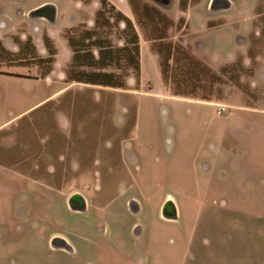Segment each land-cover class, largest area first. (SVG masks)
I'll use <instances>...</instances> for the list:
<instances>
[{
	"label": "rangeland",
	"instance_id": "374dc122",
	"mask_svg": "<svg viewBox=\"0 0 264 264\" xmlns=\"http://www.w3.org/2000/svg\"><path fill=\"white\" fill-rule=\"evenodd\" d=\"M109 1L140 39L124 89L66 81L99 0H0L5 47L37 50L0 69V264H264V0Z\"/></svg>",
	"mask_w": 264,
	"mask_h": 264
},
{
	"label": "trees",
	"instance_id": "16d2710c",
	"mask_svg": "<svg viewBox=\"0 0 264 264\" xmlns=\"http://www.w3.org/2000/svg\"><path fill=\"white\" fill-rule=\"evenodd\" d=\"M101 8L97 11L94 20V27L87 28L79 26L76 28H68L65 30L67 40L69 42L72 59L65 72L66 81L68 83L80 82L87 84H94L103 87L112 88H126L127 78L133 72L137 82L141 74L140 61V39L139 35L133 25L132 20L119 10L109 0H99ZM162 3H167L169 0H159ZM187 2V1H186ZM180 0L181 8H187V3ZM185 3V4H184ZM131 7L134 13L138 16L140 9L144 14H149L151 10H158L149 6L141 0H131ZM157 14L168 18L160 10ZM152 14H149V16ZM172 21H170L171 23ZM116 26L119 28L120 40H123V45H115L112 36L108 32V28ZM123 26V27H122ZM46 46L49 49V57L43 58L34 56L42 67L41 76H46L52 68L56 50L52 41L45 38ZM20 52L14 53L8 50L3 42L0 40V69L4 66H15L22 53L31 51L37 54V50L31 39L25 42H20ZM167 53H161L162 60V74L165 82H168L170 74V60L172 58V45L168 47ZM185 55V53H184ZM242 67L240 62L233 65L223 67V74L230 69L240 70ZM3 74H10L2 72ZM19 76V75H18ZM177 83L174 89L175 96H186L188 93L183 89L184 84ZM207 98V97H205ZM209 99V98H208ZM175 214L174 212L172 213Z\"/></svg>",
	"mask_w": 264,
	"mask_h": 264
},
{
	"label": "water",
	"instance_id": "95a60500",
	"mask_svg": "<svg viewBox=\"0 0 264 264\" xmlns=\"http://www.w3.org/2000/svg\"><path fill=\"white\" fill-rule=\"evenodd\" d=\"M168 205H169V203H167V205L165 206V209H164L165 216L168 218H176V216H177L176 210L171 209L168 211ZM74 209H77V208H74ZM173 212L175 213L174 215L172 214Z\"/></svg>",
	"mask_w": 264,
	"mask_h": 264
},
{
	"label": "crops",
	"instance_id": "0c3cea01",
	"mask_svg": "<svg viewBox=\"0 0 264 264\" xmlns=\"http://www.w3.org/2000/svg\"><path fill=\"white\" fill-rule=\"evenodd\" d=\"M44 3H46V2H43V3L39 4V5H36V6H34L33 8L40 7V6L43 5ZM226 4H227V5L229 4V1H228V0H226ZM61 90H62V89H59L56 93L60 92ZM161 207H163V204L161 205ZM176 213H177V215H178V211H176ZM176 218H177V216H176Z\"/></svg>",
	"mask_w": 264,
	"mask_h": 264
},
{
	"label": "built area",
	"instance_id": "2783aa9c",
	"mask_svg": "<svg viewBox=\"0 0 264 264\" xmlns=\"http://www.w3.org/2000/svg\"><path fill=\"white\" fill-rule=\"evenodd\" d=\"M225 108H226V106L223 105V104H221V105L219 106V112L221 113L222 111H224Z\"/></svg>",
	"mask_w": 264,
	"mask_h": 264
},
{
	"label": "flooded vegetation",
	"instance_id": "af4514ba",
	"mask_svg": "<svg viewBox=\"0 0 264 264\" xmlns=\"http://www.w3.org/2000/svg\"><path fill=\"white\" fill-rule=\"evenodd\" d=\"M159 1V0H158Z\"/></svg>",
	"mask_w": 264,
	"mask_h": 264
}]
</instances>
